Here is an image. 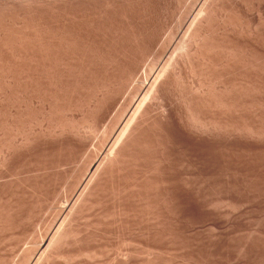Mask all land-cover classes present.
<instances>
[{
  "label": "bare ground",
  "instance_id": "1",
  "mask_svg": "<svg viewBox=\"0 0 264 264\" xmlns=\"http://www.w3.org/2000/svg\"><path fill=\"white\" fill-rule=\"evenodd\" d=\"M223 202L264 203V0H0V264H264L189 235Z\"/></svg>",
  "mask_w": 264,
  "mask_h": 264
},
{
  "label": "rangeland",
  "instance_id": "2",
  "mask_svg": "<svg viewBox=\"0 0 264 264\" xmlns=\"http://www.w3.org/2000/svg\"><path fill=\"white\" fill-rule=\"evenodd\" d=\"M93 146V145H92ZM91 146V148H93ZM225 204V205H224ZM247 204V205H246ZM198 205H200V206H198ZM196 204V205H194V207H193V210H192V217H190V218H188V217H186V221L187 222H189V224L191 225L192 223V226H191V232L189 233V235L191 234L192 236H195V237H199V238H212V239H214V238H216L217 236H222V235H226L227 237H228V239H234L233 240V242L235 241L236 242V244H237V241H240V240H242V239H244V237L245 236H247V235H249L250 233H256L255 231L257 230V232L258 231H260V229L262 228V226L264 225V223L263 222H261V221H264V203L263 202H260V203H258V204H249L248 205V203H243V204H240V205H237V206H230L229 205V207H228V205H226V203H224L223 202V204H221V206L219 207V205L218 206H211L212 208H215V207H219V210H218V212H216V210H217V208H215L214 210L212 209L211 210V208H210V206H207V205H205L204 206V204ZM254 205V206H253ZM207 206V207H206ZM227 206V207H226ZM241 206V207H240ZM244 206H250V208L249 207H245L246 209H244V212L243 211H241L240 213H238L237 211H239V209L240 210H242L243 208H244ZM201 207V208H200ZM222 207V208H221ZM231 207V208H230ZM238 207H240V208H238ZM260 207V208H259ZM207 208H209V209H207ZM221 208V209H220ZM225 208V209H224ZM229 208V209H228ZM238 208V209H237ZM259 208V209H258ZM206 209V210H205ZM235 210V215H237V216H235L234 215V211L233 210ZM256 209H257V211H256ZM183 210V212H184V209H182ZM199 212H198V211ZM210 210V211H209ZM225 210V211H224ZM232 210V211H231ZM254 210V211H253ZM195 211V212H194ZM247 211L250 213V214H248L247 213ZM211 212H213V213H211ZM238 214H237V213ZM254 212V213H253ZM261 212V213H260ZM233 213V214H232ZM241 213H243V214H241ZM244 213H246V214H244ZM259 213H260V215H259ZM203 214V215H202ZM206 214V215H205ZM230 214V215H229ZM254 214V215H253ZM262 214V215H261ZM230 217H229V216ZM231 215H233V216H231ZM243 215H245V218H246V215H248L247 216V219H245L244 217H243ZM253 217H252V216ZM194 216V217H193ZM226 216H228L229 218H232L233 217V219H234V217H241V218H235V220L236 219H238V221L236 220H234L233 221V219H226L227 217ZM249 217V218H248ZM243 218V219H242ZM251 218V219H250ZM253 218L258 222V223H256V222H254V221H251V220H253ZM201 219V220H200ZM225 219H226V221H225ZM239 219H240V221H239ZM245 219V220H244ZM257 219H259V220H257ZM261 219V220H260ZM263 219V220H262ZM84 220H87V219H83L82 220V222H85ZM188 220H190V221H188ZM224 220V221H223ZM229 220V221H228ZM250 220V221H249ZM191 221H192V223H191ZM199 221V222H198ZM233 221V222H232ZM246 221H248V222H251V223H248V222H246ZM259 221L261 222V224L259 223ZM201 222H202V224H201ZM205 222V223H204ZM220 222V223H219ZM227 222H229V223H227ZM236 222V223H235ZM238 222V223H237ZM243 222V223H242ZM246 222V223H245ZM252 222H253V224H252ZM219 223V224H218ZM235 223V224H234ZM196 224V225H195ZM204 224V225H203ZM233 224V225H232ZM237 224V225H236ZM239 224V225H238ZM250 224H252V225H250ZM254 224H256V225H254ZM260 225V228H259V225ZM199 225V226H198ZM222 227H220V226ZM228 225V226H227ZM262 225V226H261ZM195 226V227H194ZM233 226V227H232ZM234 226H235V228H234ZM255 226V227H254ZM197 227H200V228H197ZM211 227H212V229H211ZM215 227H217V228H215ZM227 227V228H226ZM234 228V229H232V228ZM237 227H240V229L239 228H237ZM244 227V228H243ZM250 227V228H249ZM252 227V228H251ZM214 228V229H213ZM256 228V229H255ZM258 228V229H257ZM216 229L218 230V229H222L221 231L220 230H218L219 231V234H218V232L216 231ZM243 229H244V231H243ZM254 229V230H253ZM224 230V231H223ZM233 230H234V232H233ZM237 230H239V231H237ZM243 232H242V231ZM204 231V232H203ZM223 231V232H222ZM236 231V232H235ZM249 231H250V233H249ZM253 231V232H252ZM217 232V233H216ZM225 232V233H224ZM227 232V233H226ZM229 232H230V235H229ZM238 232H241V233H243V234H241V233H238ZM193 233H195V234H193ZM211 233H213V235L215 236L214 238L213 237H211V236H213V235H211ZM196 234H197V236H196ZM218 234V235H217ZM239 236H238V235ZM240 234H241V236H240ZM235 235H236V237H235ZM231 236H234V237H232V238H230ZM243 236V237H242ZM238 239L237 241L235 240V239ZM232 240H230V241H232ZM107 243H104V246L103 247H100L99 249H97V250H95L96 251V254H97V258L96 259H94V260H92L91 262L93 263V264H109V262H111L112 260H114V257H115V251H117L118 250V248L120 247L119 245H118V241H115V240H107L106 241ZM132 243V244H131ZM107 244V245H106ZM128 244H130L129 246L130 247H128V250L130 251V253H131V255H133L134 257H135V261H136V263L135 264H150L151 262V264H181V262L182 261H179V260H182L183 258L182 257H184V259L186 260L187 259V257H186V255L184 254V250H182V248H180V246L177 248V247H175V245H173V248H166V249H163V250H154V254H153V250H150V249H148V248H141L142 246H140V244L137 242V241H130V242H128ZM137 244H139V245H137ZM233 244V243H232ZM134 245H136V246H134ZM119 246V247H118ZM225 246V247H224ZM228 246H230V247H228ZM221 247H223V248H216V254L215 253H212V255H213V257H212V255H210V256H208V257H204V256H202V258H203V260H205V264H210V263H212V264H218L219 263V261H220V263L219 264H229V263H231V264H239V262H238V260H239V257H238V255L236 254V252L238 253V247H237V249H236V247H234V245H221ZM232 247V249H234V250H236V251H232V249L230 250V248ZM107 248V249H106ZM114 248V249H113ZM139 248V249H138ZM226 248H228V249H226ZM8 249V248H7ZM218 249V250H217ZM224 249V250H223ZM9 250V252H7L9 255H7V256H10V259H9V257H7L9 260H11L12 259V252H14V250L11 252V250L12 249H8ZM106 250V251H105ZM109 250H110V253H109ZM145 250V251H144ZM150 251V252H147V251ZM173 250V251H172ZM139 251V252H138ZM170 251H172V252H170ZM224 252V254H223V252ZM230 251V252H229ZM112 252V253H111ZM157 252H159V253H157ZM162 252H164V253H162ZM229 252V253H228ZM11 253V254H10ZM133 253V254H132ZM177 253V254H176ZM226 253V254H225ZM17 254H19V251H16V254H15V256L17 255ZM110 256H109V255ZM138 254V255H137ZM148 254V255H147ZM223 254V255H222ZM230 254V255H229ZM98 255H99V258H98ZM140 255V256H139ZM153 255V256H152ZM166 255V256H165ZM215 255V256H214ZM232 255H234V256H232ZM113 256V257H112ZM143 256V257H142ZM149 256V257H148ZM151 256V257H150ZM162 256H163V258H162ZM218 256H220V259L223 257V259H218ZM230 258H229V257ZM142 257V258H141ZM147 257V258H146ZM153 257V258H152ZM161 257V258H160ZM166 257V258H165ZM211 258V260H210V258ZM217 258L216 259V262H217V260H218V262L216 263L214 260L215 259H213V258ZM235 257V258H234ZM106 258V259H105ZM113 258V259H112ZM139 258V259H138ZM225 258L228 260V262H227V260H225ZM84 259V258H83ZM99 259V260H98ZM112 259V260H111ZM151 259H152V261H151ZM238 259V260H237ZM111 260V261H110ZM223 260H225L224 262H223ZM234 260V261H233ZM150 261V262H149ZM171 261H172V263H171ZM176 261V262H175ZM195 261V262H194ZM212 261V262H211ZM233 261V262H232ZM237 261V262H236ZM154 262H156V263H154ZM162 262V263H161ZM174 262V263H173ZM193 262L194 263H197V264H204V263H201V262H199V261H197V260H193ZM9 263V262H8ZM113 263V262H112Z\"/></svg>",
  "mask_w": 264,
  "mask_h": 264
}]
</instances>
